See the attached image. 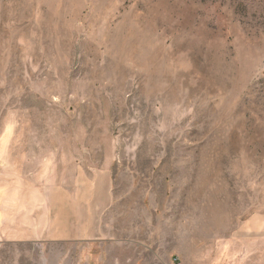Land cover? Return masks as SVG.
<instances>
[{"label":"rangeland","instance_id":"obj_1","mask_svg":"<svg viewBox=\"0 0 264 264\" xmlns=\"http://www.w3.org/2000/svg\"><path fill=\"white\" fill-rule=\"evenodd\" d=\"M11 158L30 184L108 167L112 201L93 242L0 239V264H212L243 236L256 254L264 0H0V185Z\"/></svg>","mask_w":264,"mask_h":264},{"label":"crops","instance_id":"obj_2","mask_svg":"<svg viewBox=\"0 0 264 264\" xmlns=\"http://www.w3.org/2000/svg\"><path fill=\"white\" fill-rule=\"evenodd\" d=\"M24 161L9 159L11 168L0 185V239L76 245L99 238L103 211L112 201L110 168L79 169L81 164L69 163L76 172H60L55 179L52 173L48 180L45 168L56 163H44L30 184L29 171L19 168ZM255 245L258 242L248 236L230 239L212 264H264V244L256 254L251 253Z\"/></svg>","mask_w":264,"mask_h":264}]
</instances>
